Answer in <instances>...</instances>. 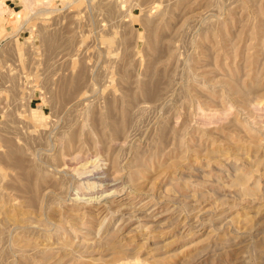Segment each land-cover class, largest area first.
I'll list each match as a JSON object with an SVG mask.
<instances>
[{"label":"rangeland","instance_id":"374dc122","mask_svg":"<svg viewBox=\"0 0 264 264\" xmlns=\"http://www.w3.org/2000/svg\"><path fill=\"white\" fill-rule=\"evenodd\" d=\"M0 264H264V0H0Z\"/></svg>","mask_w":264,"mask_h":264},{"label":"bare ground","instance_id":"6f19581e","mask_svg":"<svg viewBox=\"0 0 264 264\" xmlns=\"http://www.w3.org/2000/svg\"><path fill=\"white\" fill-rule=\"evenodd\" d=\"M243 185V184H242Z\"/></svg>","mask_w":264,"mask_h":264}]
</instances>
